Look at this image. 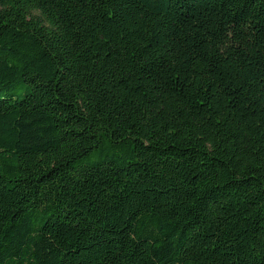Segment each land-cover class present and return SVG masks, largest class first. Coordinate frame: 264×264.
Segmentation results:
<instances>
[{
  "label": "trees",
  "instance_id": "obj_1",
  "mask_svg": "<svg viewBox=\"0 0 264 264\" xmlns=\"http://www.w3.org/2000/svg\"><path fill=\"white\" fill-rule=\"evenodd\" d=\"M0 264H264V0H0Z\"/></svg>",
  "mask_w": 264,
  "mask_h": 264
}]
</instances>
